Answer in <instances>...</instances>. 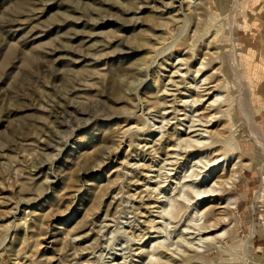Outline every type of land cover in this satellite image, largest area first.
I'll list each match as a JSON object with an SVG mask.
<instances>
[{
  "label": "rangeland",
  "instance_id": "rangeland-1",
  "mask_svg": "<svg viewBox=\"0 0 264 264\" xmlns=\"http://www.w3.org/2000/svg\"><path fill=\"white\" fill-rule=\"evenodd\" d=\"M163 1L172 14L182 3L176 15L186 24L160 27L159 1L142 5L134 29L116 12L120 2L141 6L133 0H0V264H147L156 248L148 241L149 221L157 216L152 203L167 189L170 213L156 219L155 235L163 261L166 254L179 258L188 245L183 228L193 209L202 211L201 225L205 208L219 204L217 210L230 211L205 235L219 243L207 251L205 244L194 246L202 255L195 263L264 264V152L257 141L264 138V0ZM94 21L104 22L93 27ZM153 33L164 45L177 42L165 63L148 69L139 91L145 108L134 110L130 101L145 66L132 64L151 54L129 50L136 36L147 43ZM203 57L208 65L195 91L191 81ZM170 66L179 72L171 76ZM73 84L82 91L71 94ZM162 92L164 110L152 108ZM198 93L202 101L194 106ZM215 96L214 129L224 134L221 159L205 180L211 185L221 175L226 158L239 169L225 193L201 200L194 191L203 190L210 153L202 155L201 169L180 172L182 182L176 179L185 162L171 161L165 151L194 120L206 121Z\"/></svg>",
  "mask_w": 264,
  "mask_h": 264
},
{
  "label": "bare ground",
  "instance_id": "bare-ground-1",
  "mask_svg": "<svg viewBox=\"0 0 264 264\" xmlns=\"http://www.w3.org/2000/svg\"><path fill=\"white\" fill-rule=\"evenodd\" d=\"M136 1V2H135ZM157 1H159L160 3V6H161V9L160 8H156V9H160L159 11L158 10H156L157 11V13H158V16H157V18H158V24H159V26L160 27H163V26H167V27H170V26H173V25H175L176 23H177V21H179V20H181L183 23H185L186 21H187V19H185L186 17L185 16H183V17H185V18H183V20L182 19H179L178 18V15H176V14H178V11L180 12L181 10H182V3H179L178 4V6H177V12H176V14H172V6H171V3H166V2H164L163 0H133V2L134 3H136V4H140L141 3V6H138V7H131V6H128V5H130L131 3H129V4H127V5H124L123 3H118L117 5H119V6H117L116 7V12L118 13H120V15L124 18L125 17V19L124 20H126V21H128V23H129V25L132 27V28H137L138 26H139V22L137 21V18H135L136 17V15H138L139 13H140V10H141V8H142V5H146V4H151V3H155V2H157ZM133 2H132V4H133ZM107 6V5H106ZM114 7L115 6H110V8L113 10L114 9ZM111 10V11H112ZM99 11V13H101V12H103V11H107V10H101V9H99L98 10ZM114 11V10H113ZM182 12V11H181ZM166 14H168V16L166 17V18H164L163 16L164 15H166ZM180 14V13H179ZM183 14V13H182ZM184 15V14H183ZM181 16V15H180ZM104 22V21H103ZM103 22H101V21H99V22H93V27H95V26H100L101 24H103ZM182 23V24H183ZM232 23V22H231ZM186 24V23H185ZM184 24V25H185ZM234 25V24H233ZM232 25V26H233ZM184 29H185V26H182ZM181 27V28H182ZM230 28V27H229ZM153 30H154V32H157V27L156 28H152ZM187 29V28H186ZM185 29V30H186ZM181 30V29H180ZM233 30V29H232ZM183 31L184 30H182V31H180V32H182L183 33ZM181 33V34H182ZM184 33H186V31L184 32ZM184 35V34H183ZM196 35V34H195ZM148 37V36H147ZM149 38H150V42H145V40H144V37H140V36H136V38H135V43L133 44V46H132V48L129 50V51H131V52H137V51H140V50H143L144 48H148L149 49V53L151 54L150 55V57H149V60H147V62L146 63H144V61L143 62H140L139 61V63L137 64H132V66L133 67H139V66H141V65H144L145 66V68L143 67V69H144V71H145V74H143L142 76H143V78L144 79H142V80H140V81H138L139 83L136 85L137 87H136V89H135V92L133 93V95H132V97H131V107L134 109V110H138V109H142L141 111H143V109L145 108V103L146 102H144V100L142 99V98H140V96H139V91L143 88V86L145 85V82H146V80L148 79V69H150V67L152 66V65H154L155 63H157L158 61H160V60H162L163 58V61L161 62V64L164 62L165 63V61L167 60V58L165 59V54L168 52V51H170L173 47H174V45H175V43L177 42V40L175 39L174 40V42H172L171 44H169V45H164L163 43H162V37H160V36H158V35H155L154 33L153 34H150V36H149ZM178 39V38H177ZM148 40V39H147ZM146 40V41H147ZM179 41V40H178ZM207 47H209L208 46V44H207ZM233 48H234V46H233ZM233 48H232V50H233ZM233 54V53H232ZM233 56V55H232ZM169 57H170V55H169ZM235 57V56H234ZM233 58V57H232ZM146 59V58H145ZM144 59V60H145ZM203 59H204V57L202 58V60L200 61V63H199V67L198 68H196L195 69V71H194V78L192 79V83H193V88L195 89V91L198 89V86H197V82L195 81L196 80V78H197V76H199L201 73H202V71L204 70V68L205 67H207V63H204L203 62ZM25 60H26V63L27 62H29L31 59H30V57H29V59H26L25 58ZM237 60V59H236ZM179 61V64H180V62H185L186 60H183V59H179L178 60ZM232 61H233V59H232ZM25 63V64H26ZM28 64V63H27ZM232 64H234V63H232ZM237 64V63H236ZM236 64H234V65H236ZM160 65V64H159ZM181 65V64H180ZM186 65V64H185ZM171 68H173V69H175L174 70V72H172V74H171V76H173V75H175L176 73H178L179 72V68L177 69L176 67H174V66H170ZM235 67H237V66H235ZM235 67H233V68H235ZM135 70H136V68H135ZM140 70V69H139ZM237 70V69H236ZM188 72V71H187ZM187 72H185L183 75H187L186 73ZM233 72H234V69H233ZM237 72V71H236ZM239 72V71H238ZM235 77V76H234ZM173 78V77H172ZM181 78V77H180ZM192 78V77H191ZM208 79H206V78H204L202 81H207ZM242 80V79H241ZM240 80V81H241ZM239 81V80H238ZM237 80H236V82H238ZM168 82H170V83H173V81H168ZM203 82V83H204ZM243 82V81H242ZM76 83V82H75ZM74 83V84H75ZM240 83V82H239ZM239 83H237V85L239 84ZM244 83V82H243ZM74 84L71 86V91H70V93L71 94H75V93H77V92H79V91H82V87H74ZM76 85V84H75ZM172 85V84H171ZM191 86V85H190ZM240 86V85H239ZM238 86V87H239ZM175 87V86H174ZM237 87V88H238ZM138 88V89H137ZM216 88V87H215ZM215 88H212V87H210V90L209 91H213V89H215ZM207 90V89H206ZM205 90V91H206ZM245 90V89H244ZM162 91H164V90H162ZM165 91H166V88H165ZM165 91H164V93H165ZM186 91H188L187 89H186ZM192 91V90H191ZM204 91V92H205ZM117 92V91H116ZM167 92V91H166ZM198 92V91H197ZM211 92H207V93H204V94H207L206 96H211ZM245 92H246V90H245ZM178 93V92H177ZM247 93V92H246ZM168 94V93H167ZM174 94V93H173ZM199 93L197 94V96H196V98H199V99H197V100H195V101H193L192 102V104L195 106L196 105V103H200L201 101H202V99H201V95H199ZM169 96H171V95H169ZM175 96V95H174ZM164 96H163V92L159 95H156V98H155V100L153 101V102H151L150 104H151V107L152 108H159V107H161V106H165L164 104H165V101H164V98H163ZM216 96H215V98H213V100H211L208 104H207V106H206V108H205V110H208V111H210L211 113L210 114H206L207 115V118H206V116H203V117H205V119H206V121L204 120V121H202V119L200 118V120H194L193 121V123H196L197 125H195V124H191V125H189V127L187 128V130H188V133L186 134V137L184 138V139H181L180 140V138H179V142L174 146H170V147H168L169 149L167 150V151H165L166 152V156H167V158H169V159H171V161H172V159H174V161H176L175 160V157L176 156H180V158H181V161L183 160V163L185 162V164H183V165H181V170H179V172L177 173V179L176 180H181L182 182H183V180H185V179H183L184 177H179V175H180V172H183V173H185V172H187L188 171V169H190L191 167H195V168H199L200 167V169H201V166L200 165H204V163L202 162V159L204 158H202V155L203 154H207L208 155V153H210L209 155H208V158H210V159H208L207 158V160H205V162H206V165H204L205 167L206 166H208L209 167V169L208 170H206L207 172H205V174L203 175V177H201L202 179H203V183H202V179H201V181H200V183L201 184H203V185H201V187L199 186V188H203V190H202V192H200V191H198V189H196L195 191H194V193H195V195H196V197H200V196H202V199L201 200H203L204 198H206V197H208V198H214V196H217V194H215V193H217V192H219V193H221V194H223V193H225L226 192V185H228L229 186V184L230 185H232L233 183H234V181H235V177H236V174L238 173V169H239V165H238V162L237 163H231V160H230V158H226V159H224L223 161H222V164H221V166L223 167V169H222V171H219V173L221 172V175L220 176H217V174H215V179L214 180H210L209 182H211V185H208V183H207V181L205 180V179H207V178H209L210 176H212V173L213 172H215L216 171V168H214L213 166L214 165H216L215 163L219 160V159H221V158H219L220 156V153L218 152V149H217V147H218V144H219V142L221 141V139H222V137H223V134L224 133H220V130L219 131H215V129H214V127H216L217 125H216V122H217V120L215 119V117H214V114H212V111H213V108H212V106H213V104L216 102ZM148 103V102H147ZM161 108H163V110H164V107H161ZM132 109V110H133ZM163 114V113H162ZM160 118V117H159ZM160 119H164V118H160ZM88 123V122H87ZM162 123V122H161ZM253 123V122H252ZM252 126V125H251ZM201 127H203V128H201ZM164 127H162V126H159V127H157L156 128V130H161V129H163ZM189 134H191L190 136H188ZM166 135V134H165ZM259 136V135H258ZM163 137V136H162ZM191 137H194L195 139L193 140ZM70 139V138H69ZM177 140V139H176ZM167 141H170V140H167ZM209 141V142H208ZM257 141H258V144H259V146L262 148V150H263V152H264V138H263V136L260 134V136L257 138ZM163 143L165 144V145H167L168 146V143H166V141L164 140L163 141ZM224 145V144H223ZM220 146V145H219ZM183 148V149H182ZM176 149H178V150H176ZM182 149V150H181ZM63 151V148H61L60 150H59V152L61 153ZM177 151H180V152H177ZM60 153L58 154V155H60ZM194 154V155H193ZM57 155V156H58ZM211 155V156H210ZM191 157V158H190ZM97 158V157H96ZM167 158H165L166 160H167ZM179 159V158H178ZM204 159H206V158H204ZM93 161H95V160H93ZM232 161H233V159H232ZM92 162V161H91ZM89 163V162H88ZM170 165L172 164L171 162H168ZM175 163V162H174ZM208 163V164H207ZM167 164V163H166ZM165 164V165H166ZM169 164H167L168 166H170ZM196 164H199V165H196ZM203 166V168H205ZM51 167V166H50ZM178 168V167H177ZM207 168V167H206ZM172 169V168H171ZM171 169H169V170H171ZM179 169V168H178ZM168 170V171H169ZM174 171L176 172V170L174 169ZM225 171V173H223ZM201 173V172H200ZM165 174V173H164ZM196 174V173H195ZM168 175V174H167ZM187 175V174H186ZM194 175V174H193ZM219 175V174H218ZM196 176V175H195ZM197 176H198V174H197ZM165 177H166V174H165ZM170 177V176H169ZM169 177H167V178H169ZM166 178V179H167ZM166 179H164V180H166ZM163 180V181H164ZM168 180V179H167ZM171 180V179H170ZM179 181H177L176 182V184L177 185H181L182 183L181 182H179ZM161 183H163V182H161ZM181 183V184H180ZM167 184V183H166ZM185 184V183H184ZM157 185V184H156ZM164 185V184H163ZM195 186V185H194ZM232 187V186H231ZM157 188V187H156ZM161 187H159V189H160ZM164 188V187H163ZM166 188V187H165ZM179 189H184V187H182V188H180V187H178ZM190 188V187H189ZM193 189V188H192ZM153 190V189H152ZM163 190V189H162ZM168 190V189H167ZM167 190H164V191H162L161 192V196H162V200L161 201H159V200H157V201H153V207H151V208H156L157 209V216H154V218L153 219H150V221H149V223H150V239L148 240L149 242H150V246H152V247H154V246H156V248L153 250V251H149L150 252V254H148L147 253V257L149 256L150 257V259H149V261L147 262V264H197V263H195V258H201L202 257V255L201 254H199L198 253V251L196 250V248H198V247H200V245H204L205 244V246L207 247V249H206V251L208 250V246H210V245H212V246H214V245H217L218 243H219V240H218V238L217 237H208V236H205L206 234H209L208 232H211L212 231V229H217V227H221L223 224H224V219H223V214H225L226 213V211L228 212V211H230L229 209H228V207L227 206H223V207H221L222 209L221 210H217V209H220V207H218L219 206V204L217 205H214L213 207H206L205 208V214L203 215V218H204V220H203V222H202V224L201 225H199L198 223H199V221L201 220H199L198 218H199V216H201V214H202V211L200 212V211H198V209L197 208H194L193 209V212H192V217L190 218H188V225H185V227L183 228V234L185 235V236H190V238H187L186 240H185V242H187L186 244H188L187 246H184V248H183V251L181 252V254L179 255V258H174L173 257V255L172 256H170L171 254H168L169 256H167V254H166V257H163L164 258V261L161 259V255L163 254V252L161 251V249L160 248H162L159 244H160V242H157L158 241V239L160 238V237H158V236H155V235H158V222H156V219H160V217H162V216H159V215H161V214H164V216H167V214H165V213H168V212H166V205H165V201H167V199H169V197H168V192L169 191H167ZM190 190H191V188H190ZM194 190V189H193ZM200 190V189H199ZM156 191V190H155ZM180 191V190H179ZM192 191V190H191ZM159 192V191H158ZM157 192V193H158ZM176 192H178V191H176ZM181 192V191H180ZM179 193V192H178ZM177 193V194H178ZM192 193H193V191H192ZM193 193V194H194ZM156 195V194H155ZM159 195V194H158ZM175 195V194H174ZM173 195V196H174ZM179 195V194H178ZM177 195V196H178ZM180 195H181V197H183V195L180 193ZM220 196H222V195H220ZM178 197H180V196H178ZM158 197H156V199H157ZM176 198V197H175ZM185 198V196L182 198V200ZM151 199V198H150ZM179 199H181V198H179ZM198 199V198H197ZM152 200V199H151ZM177 200H178V198H177ZM187 200V199H186ZM171 201H172V198H171ZM185 201V200H184ZM170 201H168V203H169ZM171 203V202H170ZM168 204V206H169V208H170V206L172 207L173 205H171V204ZM173 203H174V201H173ZM174 207V206H173ZM177 208H179V207H177ZM177 208L174 210L175 212H177ZM161 209V210H160ZM211 209H214V210H211ZM236 209V208H235ZM215 210H217V213H216V211ZM159 211V212H158ZM161 211V212H160ZM170 211V210H169ZM204 211V210H203ZM173 212V211H172ZM170 213V212H169ZM168 213V214H169ZM177 214V213H176ZM156 215V214H155ZM151 216V215H150ZM191 216V215H190ZM225 216V215H224ZM163 218V217H162ZM161 218V219H162ZM164 218H166V217H164ZM174 218V217H173ZM181 219V218H180ZM227 219V218H226ZM166 220V219H165ZM186 220H187V218H186ZM165 222V221H164ZM179 222V221H178ZM148 223V224H149ZM160 224H161V221H160ZM164 224L165 223H163V224H161L162 226L161 227H163V229L165 228V226H164ZM160 227V228H161ZM167 228V227H166ZM191 229H193L192 231H196V235L194 236V237H192L193 236V233H190L189 232V230H191ZM162 230V229H161ZM165 230V229H164ZM163 230V231H164ZM167 232V231H166ZM149 233V232H148ZM166 234V233H165ZM146 235H147V233H145L144 234V236L140 239L142 242H144V240L146 239ZM153 235V236H152ZM184 236V237H185ZM182 237V236H181ZM162 240H163V238H161ZM139 240V239H138ZM139 240V241H140ZM165 240V239H164ZM190 240V241H189ZM195 241V242H194ZM182 246V245H181ZM194 246L196 247V248H194ZM202 247V246H201ZM171 248V247H170ZM178 248V247H177ZM141 249V248H140ZM158 249L160 250V251H158ZM181 249H182V247H181ZM175 250V249H174ZM176 251V250H175ZM147 252V251H146ZM178 252L180 253V250L178 251L177 250V253L176 254H178ZM141 253V252H140ZM156 253H157V255H159L160 256V259L162 260L161 262H159V260L160 259H158L157 258V255H156ZM165 253H166V249H165ZM167 253H169V251H167ZM171 253V252H170ZM174 253V252H173ZM138 255H141V254H138ZM164 255V254H163ZM153 256H155V257H153ZM176 256V255H175ZM137 257V256H136ZM138 258H140V257H138ZM141 264H143V261H141Z\"/></svg>",
  "mask_w": 264,
  "mask_h": 264
}]
</instances>
